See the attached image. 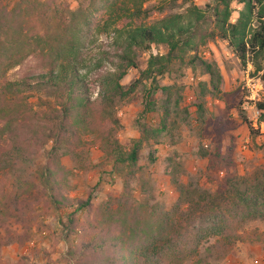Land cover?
I'll return each mask as SVG.
<instances>
[{
  "label": "trees",
  "instance_id": "1",
  "mask_svg": "<svg viewBox=\"0 0 264 264\" xmlns=\"http://www.w3.org/2000/svg\"><path fill=\"white\" fill-rule=\"evenodd\" d=\"M234 1L241 8L231 21ZM144 2L89 0L70 10L57 0H0V246L29 240L41 214L59 226L66 264H217L239 242L264 241V232L247 229L264 222V167L244 174L226 170L210 188L179 179L168 163L164 172L177 197L164 210L140 164L143 147L170 134L171 112L188 115L176 92L187 65H199L208 77L198 82L193 101L202 137L213 142L212 151L203 149L201 155L232 164L221 154L222 148L232 150L230 132L242 123L252 129L239 91H220L217 65L199 50L223 40L242 67L251 63V75L264 87L263 0H206L183 13L137 23L147 16ZM94 35L111 42L94 51L87 45ZM153 46H163L164 53H150L140 68L139 52ZM130 69L138 75L125 87L121 81ZM163 77L171 83L161 84ZM137 90L143 99L135 120L139 135L123 144L117 138V107ZM207 90L223 105L206 122L201 99ZM158 91L166 104L154 98ZM256 107L264 121V101ZM155 108L161 115L152 125L145 116ZM225 138L229 145L222 144ZM92 148L100 151L104 174L121 183L118 192L95 205L90 197L69 196L71 171L61 161L70 156L74 167L89 168ZM153 152L148 151L150 162Z\"/></svg>",
  "mask_w": 264,
  "mask_h": 264
},
{
  "label": "rangeland",
  "instance_id": "2",
  "mask_svg": "<svg viewBox=\"0 0 264 264\" xmlns=\"http://www.w3.org/2000/svg\"><path fill=\"white\" fill-rule=\"evenodd\" d=\"M58 4L68 6L74 10L79 6L86 7L89 0H57ZM206 0H145L143 8L147 11V16H141L136 19L137 23L149 24L154 20L161 18L169 13H183L191 4L202 6ZM264 3V0H263ZM233 9L231 21L237 17V11L241 5L235 1L230 4ZM256 11V10H255ZM254 26L257 21L253 20ZM93 39V41H91ZM87 45L94 51L100 48H107L110 39L106 35H94ZM163 46H153L150 50L139 52L138 65L144 68L146 59L150 53H164ZM200 56L208 62H214L220 72L221 80L219 83L220 91H239L241 103L246 120L250 123L254 117V107L252 100L249 99V90L247 83L257 84L258 101H264L263 84L258 85L260 80L256 75H251L253 66L247 63L242 67L226 42L221 39L208 41L199 50ZM191 53H187L185 59H188ZM259 60L263 63L261 57ZM250 66V67H249ZM248 69V70H247ZM183 75L178 78L177 84L181 86L172 90V99L169 107L172 109L173 100L176 93H179L181 100L179 105L182 109L187 108L188 115L185 116L182 111L176 114L171 112L168 118V130L170 134L161 136L157 144H152L151 148L144 146L142 149V175L150 180L151 193L154 198L168 210L175 202L177 193L170 181V176L164 172L166 164H174V173L179 179L189 181L213 188L211 181L220 177L226 170L235 171L238 174L249 173L254 169L264 167V129L259 125L251 127L252 131L245 124H241L232 135V150L228 154L222 148L221 154L231 160L232 164L220 163L214 156L201 155L203 149L212 151L213 142L209 138L202 137L203 130L200 125L196 108L193 104L199 92V81H208L206 74L201 72L199 65H187L183 68ZM138 75L136 69H130L121 83L127 87ZM161 84L171 83L167 77L160 78ZM259 82H258V81ZM250 81V82H249ZM262 83V82H261ZM209 86H207V89ZM220 93H217V95ZM154 98L159 99L160 104H166L164 96L158 91ZM216 95L210 92L205 93L202 97V104L206 109L203 120L207 122L209 113H217L222 102ZM140 91L133 92L127 100L123 101L117 107V115L121 121L120 130L117 138L123 144H128L131 138L138 137V131L135 127V120L138 113L143 108V101ZM233 117H236V111L231 110ZM161 115V109L155 108L145 116V120L152 125H156ZM239 120V118H237ZM196 120V122H195ZM251 126V125H250ZM230 141L224 139L222 144L229 145ZM154 149V161L148 159V151ZM100 151L92 148L88 158L91 166L87 168H77L73 166L70 156H64L61 161L70 169L67 177V186L70 197L81 199L91 198L90 202L95 205L110 194L116 193L121 188V183L116 176H107L104 174V168L101 165ZM171 161L169 162V158ZM86 167V166H85ZM137 195V192H134ZM247 229H256L264 232V222L256 221L247 226ZM59 226L54 222L52 216L41 214L39 219L33 223L30 231L29 240L23 243H11L0 246V264H66L65 263V245L60 240ZM217 264H264V241L247 243L239 242L234 249Z\"/></svg>",
  "mask_w": 264,
  "mask_h": 264
},
{
  "label": "built area",
  "instance_id": "3",
  "mask_svg": "<svg viewBox=\"0 0 264 264\" xmlns=\"http://www.w3.org/2000/svg\"><path fill=\"white\" fill-rule=\"evenodd\" d=\"M258 85L260 86V88H262L261 82H259ZM256 86H257V84L247 83V87L249 90V96L248 97L250 100H252V103H253L252 105L254 107V117L252 119V122H250V125H251V127H256L257 125H259L261 127V129H264V121L260 120V118H259L261 111L256 107V102H257L256 100H258V90H259Z\"/></svg>",
  "mask_w": 264,
  "mask_h": 264
},
{
  "label": "crops",
  "instance_id": "4",
  "mask_svg": "<svg viewBox=\"0 0 264 264\" xmlns=\"http://www.w3.org/2000/svg\"><path fill=\"white\" fill-rule=\"evenodd\" d=\"M250 67V66H249ZM248 70V69H247ZM259 80V79H258Z\"/></svg>",
  "mask_w": 264,
  "mask_h": 264
}]
</instances>
